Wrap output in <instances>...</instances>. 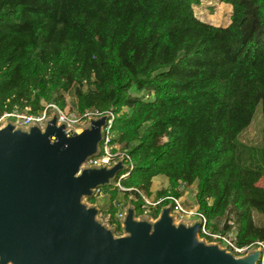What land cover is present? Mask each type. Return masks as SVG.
Returning a JSON list of instances; mask_svg holds the SVG:
<instances>
[{"label": "trees", "instance_id": "trees-1", "mask_svg": "<svg viewBox=\"0 0 264 264\" xmlns=\"http://www.w3.org/2000/svg\"><path fill=\"white\" fill-rule=\"evenodd\" d=\"M222 2L233 6L227 26L199 19L201 0H0V113L64 109L67 94L80 114L115 113V140L134 161L125 190L101 188L117 230L119 193L144 213L139 190L151 195L166 175L158 197L197 183L208 227L242 246L264 242L253 216L264 205V139L240 140L259 104L264 116V0Z\"/></svg>", "mask_w": 264, "mask_h": 264}, {"label": "water", "instance_id": "water-1", "mask_svg": "<svg viewBox=\"0 0 264 264\" xmlns=\"http://www.w3.org/2000/svg\"><path fill=\"white\" fill-rule=\"evenodd\" d=\"M109 113L77 126L51 109L43 125L0 126V264H258L264 242L236 254L200 236L202 218H178L173 205L157 217L130 200L123 233L85 200L111 186L128 165L87 164L101 150Z\"/></svg>", "mask_w": 264, "mask_h": 264}, {"label": "built area", "instance_id": "built-area-1", "mask_svg": "<svg viewBox=\"0 0 264 264\" xmlns=\"http://www.w3.org/2000/svg\"><path fill=\"white\" fill-rule=\"evenodd\" d=\"M148 97V95H147ZM67 99V98H66ZM68 103V99H67ZM57 109L59 112L60 120L68 121L77 126H81L87 123L88 118L92 115L98 116L104 113H109L110 118L108 119L107 126L105 127V136L100 145L101 150L100 153L91 158L87 164H98V163H106L108 165L114 164L119 159H122L125 164L128 165L127 169L120 172L117 179L113 182L115 186H118L120 189L125 190V188L121 184V180L127 177L131 171L134 169V161L132 156L130 155L127 149H124L119 142H117L115 132L113 131V124L115 119V113L112 111H100L98 109L88 110L85 113L68 115L62 108H60L56 103H48L45 105L44 109L39 111L38 113H29V112H20L19 110H14L12 112L5 111L0 113V126L7 119H12L20 125H29L31 122H38L43 125L46 118L50 115L51 109ZM180 190H182L179 187ZM103 190L101 188L97 189L96 195L102 193ZM142 198L144 199V204H142V208L144 213L149 214L150 209H158L163 205L165 201H169L172 203L173 208L172 212L177 215L178 218L185 219H196L202 218L203 225L200 230V236L207 238L209 241H219L222 246L227 247L229 250L235 252L236 254H242L248 251L254 244L249 245H240L238 243V238L235 232H221V231H213L210 227H208V218L206 215L200 211L198 203L194 205H187L183 196H176L169 192L168 195H164L158 197L157 199H149L145 196V194L140 191ZM95 195V196H96ZM124 210L120 209L118 212V217L121 218L123 216ZM101 216V213H100ZM102 217V216H101ZM120 220V219H119ZM107 221V220H106ZM260 243V242H258ZM263 243V242H262Z\"/></svg>", "mask_w": 264, "mask_h": 264}, {"label": "rangeland", "instance_id": "rangeland-1", "mask_svg": "<svg viewBox=\"0 0 264 264\" xmlns=\"http://www.w3.org/2000/svg\"><path fill=\"white\" fill-rule=\"evenodd\" d=\"M194 11L196 16L205 22L218 26H226L231 21L233 6L229 3L222 2V0H201V3L199 5H194ZM247 30L249 36L252 35L255 36L260 31L258 25H256L253 22V20L249 22ZM67 99H68L67 106L63 110L68 115L78 114L76 108L73 107V100L69 94H67ZM123 111H128V108H124ZM20 112H27V111H20ZM263 139H264V116L262 111V104H259L251 124L241 133L240 140L245 144L261 147L263 145ZM165 177L167 178V181L165 180ZM259 184L264 186V177L261 178ZM169 186L170 185H169L168 177L166 175H158L157 178L152 180V187H151L152 194L148 195L144 191L142 192L149 199H157L158 191L165 190L169 188ZM180 188L182 189L183 200L187 205H194L195 203H197L196 200L197 183L191 185L182 184ZM102 193L104 195H102L101 193L97 195L95 194L96 196L94 203L99 205V207L101 208V216L109 222L111 219L109 210L111 208V205L113 204V200L111 198L110 192H105L103 190ZM134 198L135 197L133 195L127 197L124 192H120L118 195L120 208L124 210V208L129 204L130 200L133 202L132 199ZM85 200H89V199L85 198ZM148 212L149 214H151L153 212V209H150ZM139 215L140 214H138L137 217H139ZM253 216L256 224L258 225L264 224V205L255 204ZM223 224L224 222L222 223V225ZM110 225L112 227L117 228L115 224L110 223ZM121 233H123L122 230H116L117 235H120ZM256 246L257 245H252L250 249H253Z\"/></svg>", "mask_w": 264, "mask_h": 264}, {"label": "crops", "instance_id": "crops-1", "mask_svg": "<svg viewBox=\"0 0 264 264\" xmlns=\"http://www.w3.org/2000/svg\"><path fill=\"white\" fill-rule=\"evenodd\" d=\"M231 23V21L227 24V25H229ZM226 25V26H227ZM158 177V175L157 176H155L154 178H153V180L155 179V178H157ZM165 180L167 181V178L165 177ZM194 184V183H193ZM196 184V183H195ZM191 185V184H190ZM183 196V195H182Z\"/></svg>", "mask_w": 264, "mask_h": 264}]
</instances>
